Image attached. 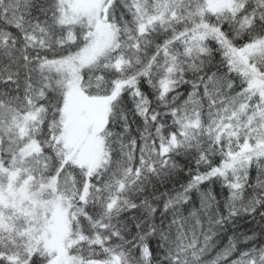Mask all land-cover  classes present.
Segmentation results:
<instances>
[{"label": "snow or ice", "instance_id": "obj_1", "mask_svg": "<svg viewBox=\"0 0 264 264\" xmlns=\"http://www.w3.org/2000/svg\"><path fill=\"white\" fill-rule=\"evenodd\" d=\"M0 264H264V0H0Z\"/></svg>", "mask_w": 264, "mask_h": 264}]
</instances>
